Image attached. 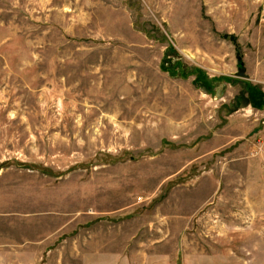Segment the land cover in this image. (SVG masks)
<instances>
[{
	"label": "rangeland",
	"instance_id": "374dc122",
	"mask_svg": "<svg viewBox=\"0 0 264 264\" xmlns=\"http://www.w3.org/2000/svg\"><path fill=\"white\" fill-rule=\"evenodd\" d=\"M0 264H264V0H0Z\"/></svg>",
	"mask_w": 264,
	"mask_h": 264
},
{
	"label": "water",
	"instance_id": "95a60500",
	"mask_svg": "<svg viewBox=\"0 0 264 264\" xmlns=\"http://www.w3.org/2000/svg\"><path fill=\"white\" fill-rule=\"evenodd\" d=\"M237 75L238 76H242V77H246L247 76L246 71L244 69H240L239 72H237Z\"/></svg>",
	"mask_w": 264,
	"mask_h": 264
}]
</instances>
